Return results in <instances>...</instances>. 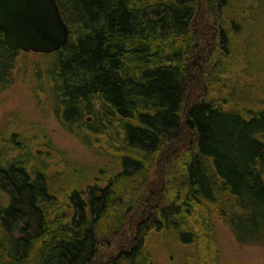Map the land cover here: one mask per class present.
<instances>
[{"label": "trees", "instance_id": "16d2710c", "mask_svg": "<svg viewBox=\"0 0 264 264\" xmlns=\"http://www.w3.org/2000/svg\"><path fill=\"white\" fill-rule=\"evenodd\" d=\"M262 1L57 0L70 36L43 54L46 78L64 127L107 165L58 202L10 142L0 264H156L175 245L208 264L219 225L263 235ZM21 52L0 29V91Z\"/></svg>", "mask_w": 264, "mask_h": 264}, {"label": "rangeland", "instance_id": "374dc122", "mask_svg": "<svg viewBox=\"0 0 264 264\" xmlns=\"http://www.w3.org/2000/svg\"><path fill=\"white\" fill-rule=\"evenodd\" d=\"M49 61L50 57L41 53L22 51L11 84L0 91V158L15 153V150L11 153L6 150L10 142H20L14 146L21 145L33 158L36 156L34 161L45 168L59 202L64 198L69 181L81 174L85 178L81 186L93 183L98 168L104 166L108 158L94 152L64 127L46 78ZM256 62L264 65V51ZM67 167L70 173L64 176ZM75 168L78 173L74 172ZM6 200L7 196L0 191V205ZM185 247L171 246V252L158 250L156 264H191L185 256L187 251L194 252L193 258L198 262L197 249ZM212 250L208 264H214V259L215 264H264V233L261 237L242 236L239 240L228 226L221 224L218 244L212 246Z\"/></svg>", "mask_w": 264, "mask_h": 264}, {"label": "water", "instance_id": "95a60500", "mask_svg": "<svg viewBox=\"0 0 264 264\" xmlns=\"http://www.w3.org/2000/svg\"><path fill=\"white\" fill-rule=\"evenodd\" d=\"M0 29L14 50L50 54L69 40L57 0H0Z\"/></svg>", "mask_w": 264, "mask_h": 264}]
</instances>
